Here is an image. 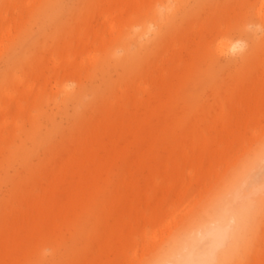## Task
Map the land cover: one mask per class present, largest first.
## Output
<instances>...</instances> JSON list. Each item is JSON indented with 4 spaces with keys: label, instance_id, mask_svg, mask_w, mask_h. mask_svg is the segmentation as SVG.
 <instances>
[{
    "label": "bare ground",
    "instance_id": "1",
    "mask_svg": "<svg viewBox=\"0 0 264 264\" xmlns=\"http://www.w3.org/2000/svg\"><path fill=\"white\" fill-rule=\"evenodd\" d=\"M214 1L2 0L0 264H146L264 141V0ZM234 264H264V215Z\"/></svg>",
    "mask_w": 264,
    "mask_h": 264
},
{
    "label": "clouds",
    "instance_id": "2",
    "mask_svg": "<svg viewBox=\"0 0 264 264\" xmlns=\"http://www.w3.org/2000/svg\"><path fill=\"white\" fill-rule=\"evenodd\" d=\"M156 15L161 19L176 14L172 0L158 3ZM134 34L141 29L134 27ZM247 33L264 34V24H246ZM156 32L149 25L141 41ZM248 44L245 40L232 42L228 53L243 55ZM77 85H62L65 93ZM264 215V141L254 145L239 157L220 182L205 195L182 222L158 237V245L146 264H234V259L245 248L257 218ZM46 249L44 255H49Z\"/></svg>",
    "mask_w": 264,
    "mask_h": 264
},
{
    "label": "rangeland",
    "instance_id": "3",
    "mask_svg": "<svg viewBox=\"0 0 264 264\" xmlns=\"http://www.w3.org/2000/svg\"><path fill=\"white\" fill-rule=\"evenodd\" d=\"M221 1V2H220ZM1 2H2V0H0V6H1ZM219 2V3H218ZM214 3V4H213ZM217 4V5H216ZM224 4H225V1L224 0H217V1H214V2H212V3H210V4H207V5H205V7H204V10H203V15L204 16H207V15H210L211 13H213V12H215L216 11V9H217V7L219 8V7H223L224 6ZM40 190L38 189L37 191H36V195L37 194H40ZM48 250V249H47ZM49 251V250H48Z\"/></svg>",
    "mask_w": 264,
    "mask_h": 264
}]
</instances>
